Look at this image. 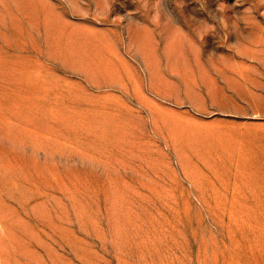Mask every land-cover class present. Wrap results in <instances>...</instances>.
I'll use <instances>...</instances> for the list:
<instances>
[{"label": "rangeland", "instance_id": "1", "mask_svg": "<svg viewBox=\"0 0 264 264\" xmlns=\"http://www.w3.org/2000/svg\"><path fill=\"white\" fill-rule=\"evenodd\" d=\"M0 264H264V0H0Z\"/></svg>", "mask_w": 264, "mask_h": 264}]
</instances>
